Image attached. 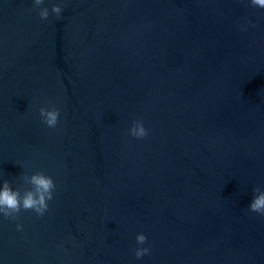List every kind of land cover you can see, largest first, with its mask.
<instances>
[{"label": "water", "instance_id": "1", "mask_svg": "<svg viewBox=\"0 0 264 264\" xmlns=\"http://www.w3.org/2000/svg\"><path fill=\"white\" fill-rule=\"evenodd\" d=\"M39 7L47 19L0 0V187L23 194L42 172L56 188L43 216L0 214V264H264V216L248 209L264 191V8ZM52 106L54 128L39 113Z\"/></svg>", "mask_w": 264, "mask_h": 264}, {"label": "clouds", "instance_id": "2", "mask_svg": "<svg viewBox=\"0 0 264 264\" xmlns=\"http://www.w3.org/2000/svg\"><path fill=\"white\" fill-rule=\"evenodd\" d=\"M44 0H33L34 7L39 8V16L42 20L47 19L49 11L47 8H40L39 6ZM252 6L264 8V0H250ZM62 8L58 4L52 6V12L59 17ZM40 116L43 118V122L51 128L57 125L59 110L52 106L51 110L41 107L39 109ZM130 134L136 138H144L147 136V129L143 125V121L137 120L134 122L130 129ZM23 180L26 184H30L32 187L29 190H25L21 194L19 189L14 190L10 183L5 180L2 187H0V214L5 218L15 219L16 216L22 211H33L38 216H43L48 210V201L53 199V192L56 185L50 176L45 175L42 172H37L31 176L24 175ZM254 195L248 205V209L251 212L259 213L264 216V191H261L259 187L253 190ZM22 226L17 225L19 230ZM147 237L144 234H138L136 241L139 245L145 244ZM150 249L147 247H139L135 250V256L137 259L149 253Z\"/></svg>", "mask_w": 264, "mask_h": 264}]
</instances>
